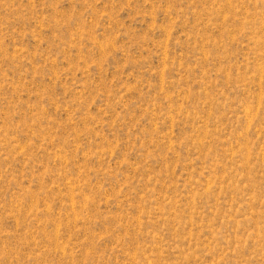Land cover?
<instances>
[{"label":"rangeland","instance_id":"374dc122","mask_svg":"<svg viewBox=\"0 0 264 264\" xmlns=\"http://www.w3.org/2000/svg\"><path fill=\"white\" fill-rule=\"evenodd\" d=\"M0 264H264V0H0Z\"/></svg>","mask_w":264,"mask_h":264},{"label":"bare ground","instance_id":"6f19581e","mask_svg":"<svg viewBox=\"0 0 264 264\" xmlns=\"http://www.w3.org/2000/svg\"><path fill=\"white\" fill-rule=\"evenodd\" d=\"M204 51V50H203ZM262 64V63H261ZM262 75V74H261ZM260 75V76H261ZM260 79H262V78H260ZM250 112V111H249ZM170 116V115H169ZM246 116V115H245ZM252 119V118H251ZM233 150V149H232ZM249 152V151H248ZM159 210V209H158ZM191 218V217H190ZM191 223V222H190ZM192 224V223H191ZM190 237V236H189ZM159 238V237H158ZM65 255V254H64ZM151 262V261H150Z\"/></svg>","mask_w":264,"mask_h":264}]
</instances>
